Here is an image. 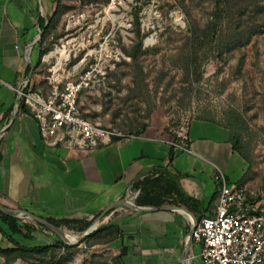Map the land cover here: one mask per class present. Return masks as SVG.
I'll return each instance as SVG.
<instances>
[{
  "label": "rangeland",
  "instance_id": "obj_1",
  "mask_svg": "<svg viewBox=\"0 0 264 264\" xmlns=\"http://www.w3.org/2000/svg\"><path fill=\"white\" fill-rule=\"evenodd\" d=\"M108 2L61 1L45 34L40 32L33 44L38 59L32 86L47 94L52 84L62 88L65 82H83L76 96L81 116L120 133H135L154 112L165 116L174 130L187 132L192 120L221 121L225 112L236 111L249 157L245 181L263 190L264 0H231L229 11L214 26L215 0H136L123 8H110ZM41 4L36 15L49 19L54 4ZM209 27L216 33H208ZM194 32L201 35L199 40ZM250 34L246 45L226 51L234 40L241 42ZM59 52L71 60L58 67ZM104 218L97 228L107 225ZM63 231L70 242L82 234ZM40 233L57 238L50 231ZM114 242L79 245L71 264H113L119 249Z\"/></svg>",
  "mask_w": 264,
  "mask_h": 264
},
{
  "label": "crops",
  "instance_id": "obj_2",
  "mask_svg": "<svg viewBox=\"0 0 264 264\" xmlns=\"http://www.w3.org/2000/svg\"><path fill=\"white\" fill-rule=\"evenodd\" d=\"M45 1L50 8L52 0ZM41 3L0 0V205L55 220L97 216L96 220L121 200L136 205L133 182L154 169H166L180 176L183 191L198 202L193 212L181 205L145 207L149 210L143 212L118 206L109 209L103 221L123 233L122 240L113 243L126 247L122 264H203L199 244L191 240L188 245L192 222L215 211L220 190L216 173L237 185L245 180L248 163L232 149L228 131L206 120H192L185 136L187 146L176 145L174 137L182 133L158 112L139 136L112 138L93 150L43 144L37 122L29 111L19 112L15 94L36 58L35 11ZM242 185L249 200H256L259 190L247 181ZM0 229L7 233L1 222ZM13 239L25 247L54 240L40 232L32 233L31 239L17 235ZM6 246L0 233V247Z\"/></svg>",
  "mask_w": 264,
  "mask_h": 264
},
{
  "label": "built area",
  "instance_id": "obj_3",
  "mask_svg": "<svg viewBox=\"0 0 264 264\" xmlns=\"http://www.w3.org/2000/svg\"><path fill=\"white\" fill-rule=\"evenodd\" d=\"M108 4L110 8H123L135 5L136 0H109ZM82 83L65 82L62 88L52 84L47 94L25 90L28 83L24 81L15 89L17 101L37 122L43 144L85 151L108 144L112 138L133 137L81 116L76 96ZM181 133L177 138L184 142L186 132ZM214 180L220 183V190L213 215L192 222L191 240L200 246L198 257L203 264H264V189L251 201L245 186L228 184L221 172L216 173Z\"/></svg>",
  "mask_w": 264,
  "mask_h": 264
},
{
  "label": "trees",
  "instance_id": "obj_4",
  "mask_svg": "<svg viewBox=\"0 0 264 264\" xmlns=\"http://www.w3.org/2000/svg\"><path fill=\"white\" fill-rule=\"evenodd\" d=\"M62 0H52L54 4V9L49 19H43L41 17H37V24L41 34H45L47 23L51 22L52 19L58 14V9L60 7V3ZM231 0H215L213 15L210 20V25L214 26V21L217 17H222L225 13L229 11V4ZM216 33L215 29H207V32ZM194 37L199 40L200 34L194 32ZM253 35V34H252ZM251 34L247 36V38L243 41L232 42L229 44L228 48H226L228 52L243 47L246 45L252 36ZM235 43V44H233ZM216 51H220L221 44L216 43ZM141 47V41L139 40L137 43V49ZM40 54H42V50H40ZM132 60L135 62L137 60V56L135 54L131 55ZM191 66H195L196 62L190 61ZM30 71V67L27 68V74ZM25 90L37 91L36 87H33L31 81L28 82ZM18 110L22 113H28V109L23 105L21 101H18ZM151 111L147 113L149 117ZM209 122L215 123L228 131L229 141L232 146V149L236 151L248 164L249 157L245 150L243 149V143L240 140L239 131L242 128L243 120L241 116L233 110H229L224 113L221 121L210 120ZM148 125V121L142 124L141 128L138 129L135 133H126L121 132L126 135L131 136H139L143 133L145 128ZM186 127L187 124H186ZM177 128H180L177 126ZM115 139V138H114ZM175 144H183L187 146V142H182L181 138L174 137ZM173 159V148L170 150L169 154V162ZM180 176L176 174H172L166 169H154L148 174L143 175L141 178L136 179L132 184V189L138 192L135 197L136 205L140 207H157L163 204L171 205V206H184L193 212V206L197 205L198 202L189 197L181 188ZM245 180L242 179L237 183V186H241ZM110 212H108L105 216H107ZM39 217V216H38ZM94 218L91 220H74V219H66L62 218L59 220H55L52 218H43L48 223L54 225L63 231L64 229L70 230L72 233L81 234L84 232L91 224L93 223ZM204 217L196 218V221H200ZM0 222L4 224L7 228V233L3 232L0 229V233L7 240V246L2 248L0 247V259L3 260L4 264H14L16 261H20L22 263L27 264H71L76 255V250L81 244H85L88 246L106 244L110 242H114L117 239L120 241L123 238V233L119 229L117 225H105L99 226L95 231L91 232L87 236H85L78 245L69 246L64 244L60 239L56 238L52 241V243L45 244L43 246H34V247H25L18 244L13 236L17 235L22 237L23 239H31L32 233L35 232H49L48 229L43 227L36 221L33 220H20L16 215L9 216L0 212ZM126 254V247L120 245L118 249V254L115 256L113 264H122V258ZM63 255V256H62Z\"/></svg>",
  "mask_w": 264,
  "mask_h": 264
},
{
  "label": "water",
  "instance_id": "obj_5",
  "mask_svg": "<svg viewBox=\"0 0 264 264\" xmlns=\"http://www.w3.org/2000/svg\"><path fill=\"white\" fill-rule=\"evenodd\" d=\"M40 7V6H39ZM40 38V30L39 28L37 27V34H36V37H35V40H34V43H36ZM38 59V55H36V58H35V61ZM35 61L32 63L31 65V69H30V72L27 76V78L24 80V82L27 84L29 79H30V76L32 74V70L35 66ZM124 207V208H128L130 210H134V211H139V212H143V211H147L149 210V208H145V207H138L137 205H135L133 202H128V201H125V200H121L119 201L118 203L116 204H113L111 206H109L102 214L99 218H97L94 223L89 226L84 232H82V234L78 237V238H75V241L74 242H69L67 240V234L60 230L59 228L55 227L54 225L48 223L46 220L32 214V213H29V212H26V211H22V210H12L8 207H5V206H2L0 205V212H2L3 214L5 215H9V216H18V215H22L24 217H26L27 219H30V220H33V221H36L38 222L39 224H41L43 227H45L46 229H48L51 233H53L58 239H60L64 244L66 245H75L77 243H79L85 236H87L88 234H90L91 232H93L94 228L96 226H98V222L99 220L104 216V214L111 208L113 207ZM185 212L189 213L187 210L184 209ZM196 221V220H195ZM192 232H193V228L191 229L190 233H189V237H188V245L190 244L191 242V239H192Z\"/></svg>",
  "mask_w": 264,
  "mask_h": 264
},
{
  "label": "bare ground",
  "instance_id": "obj_6",
  "mask_svg": "<svg viewBox=\"0 0 264 264\" xmlns=\"http://www.w3.org/2000/svg\"><path fill=\"white\" fill-rule=\"evenodd\" d=\"M58 53V52H57ZM59 59L57 61V65L62 66L63 63H65L66 61L69 60V54L68 53H64V52H59ZM57 60V59H56ZM67 240L69 241V239L67 238ZM70 242V241H69Z\"/></svg>",
  "mask_w": 264,
  "mask_h": 264
}]
</instances>
